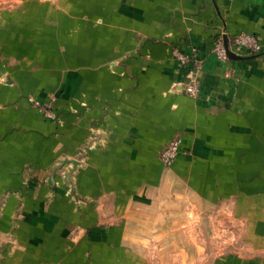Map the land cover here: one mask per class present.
<instances>
[{
    "label": "crops",
    "instance_id": "crops-1",
    "mask_svg": "<svg viewBox=\"0 0 264 264\" xmlns=\"http://www.w3.org/2000/svg\"><path fill=\"white\" fill-rule=\"evenodd\" d=\"M49 2L0 37V264L132 261L188 213L240 230L211 264H264V0ZM241 34L263 53L218 61L214 40ZM192 48L196 97L172 55Z\"/></svg>",
    "mask_w": 264,
    "mask_h": 264
},
{
    "label": "rangeland",
    "instance_id": "rangeland-1",
    "mask_svg": "<svg viewBox=\"0 0 264 264\" xmlns=\"http://www.w3.org/2000/svg\"><path fill=\"white\" fill-rule=\"evenodd\" d=\"M36 1L50 3L49 1L61 2L67 0H0V37L5 36L3 33L5 32L4 25L8 23L20 24L21 21L23 25H27L26 29L22 28L23 33L26 32L28 35L33 33L35 21H32V17V20L27 22L29 18L26 21L25 15H34ZM60 8L67 9L68 6L64 5ZM18 30V27L16 29L11 28V34L17 36L19 34ZM13 41L14 39H11V42ZM226 216L224 213L220 215V220H217L216 215L210 213L203 216L188 213V224L191 223L195 228L180 231L170 230V239L168 238L167 242L169 244L167 245L147 243L148 240L149 242L154 240L156 243L159 241L157 238L162 237L164 232V234L168 232L151 230L147 234L148 237L139 239L142 242L147 240L145 244L134 246L133 252L129 249L132 253L129 254L135 257L134 260L115 261V255L112 254L108 264H211L217 255L225 254L234 248H240L236 245V240L239 241L238 233H240V230L228 229L225 224ZM218 221L223 225H220L219 230L213 229V225H216ZM145 238L147 239L145 240ZM179 240H181V244L178 243Z\"/></svg>",
    "mask_w": 264,
    "mask_h": 264
},
{
    "label": "built area",
    "instance_id": "built-area-1",
    "mask_svg": "<svg viewBox=\"0 0 264 264\" xmlns=\"http://www.w3.org/2000/svg\"><path fill=\"white\" fill-rule=\"evenodd\" d=\"M227 48L230 52L233 50L242 49L249 54H260L263 53L262 46L258 42L257 38L252 35L241 34L235 36L231 43L227 45ZM211 52L216 56L218 61L226 62L228 60V56L226 53V48L224 42L221 37L217 38L213 42V46ZM172 55L174 59L178 61L180 66L186 68L185 82L182 84V91L191 97L198 96L199 93V83L196 78L197 72L201 67V60L197 57L196 49L192 48L189 53L182 54L177 50L172 51ZM30 103L34 107H38V103L30 101ZM41 112L44 114L46 118L56 120L55 115L51 111V107L47 106L41 108ZM180 152V140L175 138L167 143L160 151H159V160L164 167H170Z\"/></svg>",
    "mask_w": 264,
    "mask_h": 264
},
{
    "label": "water",
    "instance_id": "water-1",
    "mask_svg": "<svg viewBox=\"0 0 264 264\" xmlns=\"http://www.w3.org/2000/svg\"><path fill=\"white\" fill-rule=\"evenodd\" d=\"M225 48H226V53H227V56L229 59H238L239 58L228 50L226 42H225Z\"/></svg>",
    "mask_w": 264,
    "mask_h": 264
}]
</instances>
